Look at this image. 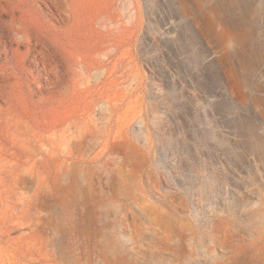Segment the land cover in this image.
Listing matches in <instances>:
<instances>
[{
	"label": "rangeland",
	"instance_id": "1",
	"mask_svg": "<svg viewBox=\"0 0 264 264\" xmlns=\"http://www.w3.org/2000/svg\"><path fill=\"white\" fill-rule=\"evenodd\" d=\"M66 1L0 0V264H264V0H83L79 51Z\"/></svg>",
	"mask_w": 264,
	"mask_h": 264
},
{
	"label": "bare ground",
	"instance_id": "2",
	"mask_svg": "<svg viewBox=\"0 0 264 264\" xmlns=\"http://www.w3.org/2000/svg\"><path fill=\"white\" fill-rule=\"evenodd\" d=\"M52 1H54V0H52ZM85 2H83V0H67L66 1L67 7H66L65 11H68L70 16H72V18H73L72 19V22H73L72 25L74 26V28L71 29L66 35H64L63 39H61L62 41H61L60 45H62L65 50H68L69 48H71L73 50L79 51V50H81V47H83V45H86L87 43L94 40L93 39L94 35L92 36L93 33L90 32V26H91L90 24L93 21L92 17H91L92 13L90 14V11L88 8L90 6H88V4H86V3H88V1L86 3ZM89 2H90V0H89ZM13 8L15 9L14 4H13ZM17 9L20 11L21 15L16 20L17 24H19V27L15 28V33L19 37L21 43L26 41L30 45L39 46V47L46 48V49H50V46L53 47L55 45H58L59 41H58V39H56V36L53 33L52 27L50 26V24L49 25L45 24L42 21L41 15L39 14L38 11H33V10L28 9V4L24 3V2H20L18 4ZM95 20H96V18H95ZM97 21H98V17H97ZM131 25L133 26V22L131 23ZM93 42H95V41H93ZM97 42L98 43L100 42L99 38L96 40V44H97ZM4 44L6 45L7 43H5V41H4ZM4 44H3L2 38L0 36V54L4 53L6 55L7 50H6V47ZM94 46H96V45H94ZM19 58H20V55L18 53L12 52V62H13L15 67H18ZM52 70H54V67ZM2 77H3V75H2ZM10 89L12 90V92L17 97H19L22 94V89L17 85L16 82H14L10 86Z\"/></svg>",
	"mask_w": 264,
	"mask_h": 264
}]
</instances>
